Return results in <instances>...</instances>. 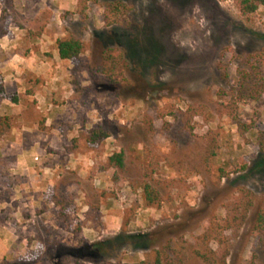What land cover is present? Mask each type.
I'll return each mask as SVG.
<instances>
[{
  "label": "rangeland",
  "instance_id": "374dc122",
  "mask_svg": "<svg viewBox=\"0 0 264 264\" xmlns=\"http://www.w3.org/2000/svg\"><path fill=\"white\" fill-rule=\"evenodd\" d=\"M2 35L20 53L43 40L49 56L82 42L51 78H26L24 96L41 90L52 115L26 108L24 129L10 116L3 132L22 128L14 150L62 167L14 216L7 263L154 264L161 251V264H204L196 252L212 250L214 264H264V5L242 16L233 0H0ZM40 145L71 156L41 161ZM118 152L122 168L108 162Z\"/></svg>",
  "mask_w": 264,
  "mask_h": 264
},
{
  "label": "crops",
  "instance_id": "0c3cea01",
  "mask_svg": "<svg viewBox=\"0 0 264 264\" xmlns=\"http://www.w3.org/2000/svg\"><path fill=\"white\" fill-rule=\"evenodd\" d=\"M29 43L38 46L40 51L30 50L28 53H20L18 50L14 49L17 44L12 38L7 37V35H2L0 37L1 46H8L9 49L13 48L10 52L6 51V49L1 52L3 57L0 61V75L4 77L3 83L5 88L15 90L17 95L23 93L24 96L25 87L31 88L32 82L26 78H42L43 76L51 78L50 76L53 75L54 72L55 74L58 72L57 69H51V65L59 66V63L64 61L59 58L56 49L52 50L50 56L45 55L43 51L45 47L43 40L39 39L37 43ZM47 84L49 83L46 82V85ZM41 88L46 91L45 88H47V86H42L40 82V89ZM39 91L35 90L33 94L28 96L25 95L24 97L28 99L24 101L20 98H18L16 102L3 100L0 104V116H15L16 121L24 129L22 121L27 114L26 108H31L32 113L35 114L36 108H43L45 110V107L49 106L50 109L48 114L52 115L51 107L54 105L47 101V97L41 93V90ZM34 98H39L40 101L39 104H37V106L35 105L33 108L31 104ZM45 116V125L49 126L47 123L48 115L46 114ZM13 139L16 141L24 140V131L22 128L0 135V264H18L7 263L10 261L7 260L6 238L7 234H12L13 236L14 216H16L18 212L20 213L22 207H28L32 193L36 194V200H33L32 204H38L39 198L37 193L40 190V176L42 179L46 180L47 177L43 175L45 174L44 172L51 170V167H56V170L62 168L57 166L48 167L45 164L38 167L36 164H32L30 156L33 154L34 148L29 152L26 148L22 147L21 143H18L15 150L16 152L21 151L22 157L14 164L9 155V152L10 154L15 152L13 149V146H15L12 142ZM56 148L57 149L54 148L53 153H49L50 151L45 152L40 145V160L54 161L56 158L67 159L71 156L69 153L66 154V152L64 154L61 147H59L60 149L58 147Z\"/></svg>",
  "mask_w": 264,
  "mask_h": 264
},
{
  "label": "trees",
  "instance_id": "16d2710c",
  "mask_svg": "<svg viewBox=\"0 0 264 264\" xmlns=\"http://www.w3.org/2000/svg\"><path fill=\"white\" fill-rule=\"evenodd\" d=\"M224 1V0H221ZM235 6L237 7L239 13L242 16H249L253 14L259 6L264 5V0H233ZM112 9L118 10L117 5H112ZM82 51V42L78 39H64V40H58L57 41V52L58 56L61 60H73L76 59ZM105 54V53H104ZM105 60L111 61V57L108 55H104ZM107 69H110V66L107 67ZM102 70L105 71L104 68ZM3 100H8L11 102H16L17 98L15 96H12L8 93H6L5 86L3 82L0 81V104ZM12 124V118L10 116H0V135L11 127ZM105 137L104 134H99L96 131H92L89 136L90 142H95L98 139H101ZM108 162L115 167L122 168L123 167V153L118 152L115 154H112L108 158ZM145 192H146V201L148 203H152L156 199V193L148 186H145ZM257 226L254 228V231L257 232V230H262L264 227V213H258L257 219H256ZM214 228L212 226H209L207 231L202 235L204 239L212 240L215 238V235H213ZM196 254L201 259L202 263L204 264H214L218 263L222 259L224 260V254H218L216 252H213L212 250L208 251H197ZM161 251H157V255L154 261V264H161ZM117 264H136V263H117ZM249 264H255V262L252 260Z\"/></svg>",
  "mask_w": 264,
  "mask_h": 264
}]
</instances>
